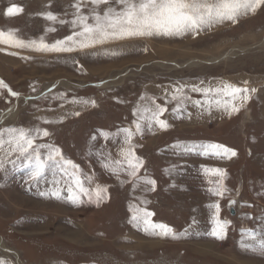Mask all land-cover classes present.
<instances>
[{"label": "rangeland", "instance_id": "rangeland-1", "mask_svg": "<svg viewBox=\"0 0 264 264\" xmlns=\"http://www.w3.org/2000/svg\"><path fill=\"white\" fill-rule=\"evenodd\" d=\"M76 3L0 0V31L11 30L14 38L25 43L43 40L51 45L78 30L72 24ZM13 5L22 11L7 16V8ZM89 10L88 5L81 8L84 14ZM47 13L57 19L48 20ZM186 35L115 40L72 52L0 43V81L7 85L0 87V129H39L36 144L59 149L65 160L77 166H67V173L50 166L32 180L23 158L0 152V264H264V256L244 247L256 243L247 230L255 231L257 239L264 237V47L260 46L264 6L236 23L226 21L198 35ZM167 41L172 44L168 48L188 43L177 52L180 60L173 58L176 52L171 59L159 56L157 51ZM232 50V57L221 60ZM165 62L170 63L166 68L158 65ZM225 84L249 89V99H233L217 91ZM9 89L18 95L11 96ZM157 105L165 109L159 119L166 121L167 128L151 120ZM233 105L238 112H230ZM137 124L142 134L135 132ZM123 129L134 133L130 143L137 145L163 133L154 144L158 149L220 144L236 152L231 157L236 167L227 171L234 178L222 184L226 191L220 197L225 202H221L219 221L226 235L214 250L215 257L198 254L191 243L197 236L188 240L177 234L176 239L161 237L159 243H152L147 234L145 241L138 240L144 236L128 234L134 226L133 208L149 211L158 202V211L168 208V214L177 217L169 220L179 224L180 209L190 215V203L172 204L151 189L144 196L135 195L139 182L134 186L131 181L118 196L100 175L99 186L107 188L103 201L96 203L93 197L88 203V196L80 193L71 173L75 171L88 189V163L92 161L90 169L100 174L107 153L116 148L121 152L129 144ZM45 130L48 136H43ZM41 152L45 158L48 149ZM170 181L160 190L172 196ZM196 186L188 182V196L203 194ZM57 190L59 196H54ZM71 194L78 195L79 201L73 202ZM150 219L162 224L166 220L165 215Z\"/></svg>", "mask_w": 264, "mask_h": 264}, {"label": "snow or ice", "instance_id": "snow-or-ice-1", "mask_svg": "<svg viewBox=\"0 0 264 264\" xmlns=\"http://www.w3.org/2000/svg\"><path fill=\"white\" fill-rule=\"evenodd\" d=\"M90 6L88 14L81 11L82 6ZM260 6H264V0H77L73 5L76 8L75 18L72 21L74 30L71 35L64 39L57 40L49 45L43 40L39 43L31 41L25 43L22 40L16 39L12 31L7 33L0 31V43H5L13 47H32L38 51L47 52H72L74 50L91 48L96 45H103L109 41L125 40L132 38H144L151 36H180L187 33L198 34L206 28H211L216 24H222L226 21L236 23L239 18L254 13ZM22 11L21 8L13 5L6 10L7 16H13ZM46 18L55 21L57 18L52 13H47ZM63 23V21H62ZM0 87L7 88L3 81H0ZM11 96H17L18 93L8 90ZM179 91V89H177ZM193 91H201L193 87ZM205 93L212 91L204 89ZM217 91L223 92L226 96H231L233 99L240 98L243 101L249 99V89L234 87L225 84L223 88ZM255 92L256 89H251ZM244 93L243 96H240ZM143 99V97H142ZM173 99H176L173 96ZM87 103V102H85ZM93 105L95 102H92ZM220 102L217 101V104ZM225 110H229V106L225 105ZM147 111V110H146ZM165 111L164 108L157 105V110L152 112L151 120L161 128H167L166 121L159 119V115ZM238 106H231L230 112H238ZM79 115V113H76ZM148 127L151 128V122ZM125 134V142L130 143L134 133L128 129L122 130ZM136 133H141L140 124L136 125ZM43 136H48L49 133L43 131ZM40 135L39 129H25L8 127L0 129V152L6 155L17 154L23 158L25 166H30V179L36 180L41 177L46 168L50 166L59 167L67 173V166L76 169L77 166L72 164L70 160H65L59 149H54L49 145L36 144L35 141ZM106 135V134H105ZM93 139H95L93 137ZM204 154L213 153L217 156L232 157L236 152L220 144H207L200 146ZM41 149H48L45 158H42ZM191 150V149H189ZM122 160H115L105 164L114 175L119 176L121 172L126 173L130 177L140 179L138 177L139 169L143 166V160L135 156L134 151L130 147L127 151L121 150ZM14 163V161H13ZM126 165V167H125ZM2 166V162H0ZM205 172H210L217 176H223L224 171L219 168L204 169ZM74 177V183L79 188L80 193L88 196L89 201H93L92 193L83 186V182L76 172L71 173ZM91 183V177H87ZM144 183L151 185V190H155V181L151 179L144 180ZM71 189L69 192L71 193ZM226 189L222 184L212 190L216 196L223 197ZM106 187L97 186L94 190L95 201L99 203L105 199ZM54 196H59V190L52 193ZM44 195V193H41ZM69 198L73 202L79 201V196L71 194ZM234 203V201H233ZM215 208L218 214L219 204L210 205ZM153 213L147 210H140L131 218V223L134 226L143 225V231L160 237L178 238L177 234L168 225L162 223H153L150 217ZM212 235L219 239L224 238V225L219 221L216 222V227L212 231ZM247 235L256 241L254 245H244L245 248H251L252 251L258 252L264 256V237L257 239L258 234L253 230H247Z\"/></svg>", "mask_w": 264, "mask_h": 264}, {"label": "crops", "instance_id": "crops-1", "mask_svg": "<svg viewBox=\"0 0 264 264\" xmlns=\"http://www.w3.org/2000/svg\"><path fill=\"white\" fill-rule=\"evenodd\" d=\"M149 136L148 138L150 139L154 137L152 135ZM162 136L163 133H161L160 138ZM158 137L155 136V138L150 141L147 138L148 141L140 145H137L136 143H129L126 147H123L119 150L121 151L123 149L124 151H127L131 147L135 153V156L143 160V166L139 169L137 174L140 179L130 177L124 172H121L119 176L114 175L105 166L98 171L100 174H97L96 170L90 169L91 167L94 168V164L91 161L88 163V177H91V183L88 181V190L92 193V196L95 197L94 190L96 186H99L97 179L100 175L104 181V178H106L107 183L113 186L111 187V190L117 191L116 194L118 196H122L121 194H124L123 187H126V183L130 181L134 186L135 183L139 182V188H135L134 194L144 196L146 191H150L149 189H151V186L145 184L144 180H154V194L160 193L161 196L163 194L166 200L168 199L172 204H175V202L180 204L190 203L191 214L189 215L187 212L183 211V209H180L181 216L179 217V220H181V222L179 224H173L169 218L173 219L177 217L169 215L167 211L168 208L166 206V210L160 208L162 210L158 211V208L161 206H159V203L156 202L154 203V209L151 207L149 211H152L151 213H153L154 217L160 218L164 217L165 215L166 220H164V224L172 228L176 234H184L183 236H187L188 240L190 239L188 236H197L198 238L195 240L192 239L191 243L193 246H197L196 250L199 252L198 254L215 257L214 250L218 248V245L221 243L222 239L212 235V231L216 227V222L222 219L221 217V219L219 218L220 211L222 210L221 202H225V200H221L220 196L214 195L212 190L215 189L218 184H223L226 182V180H231L234 178L230 173H227V171H232L234 167H236V163L231 165L233 162L231 157H224L222 155L217 156L213 153L204 154L202 148H194L193 145H171L162 149H158L154 147L156 141L160 139ZM118 149L119 148H116L115 152L112 151L107 153V164L115 160L123 159L121 152H117ZM205 168L222 169L224 171V175L221 177L210 172H205ZM170 179L174 180L175 184L171 182ZM186 180L194 181L196 184L198 183L199 186L196 187L203 194L197 193L195 195L188 196L190 195V191L188 189L189 181ZM169 181L170 188L168 190L172 196L166 194V192L163 193L160 190L161 185L164 183L166 184ZM99 182L101 185L104 184L101 181ZM188 199L190 200L188 201ZM231 201L232 199L228 198V202ZM88 203H90L89 200ZM213 204H219L220 207L218 214L215 208L210 207V205ZM173 209H175L174 211L178 212L176 207ZM155 211L156 213H154ZM133 212L136 213L137 209L133 208ZM174 226L175 228L180 226V230H175ZM132 229L133 230L128 233L129 235L144 236L143 239L138 238L139 241H145L146 234L148 237L147 241L149 240V242L159 243L161 239L160 236H155L144 232L142 224L140 226H133ZM224 235H226L225 232Z\"/></svg>", "mask_w": 264, "mask_h": 264}, {"label": "bare ground", "instance_id": "bare-ground-1", "mask_svg": "<svg viewBox=\"0 0 264 264\" xmlns=\"http://www.w3.org/2000/svg\"><path fill=\"white\" fill-rule=\"evenodd\" d=\"M201 32V31H200ZM194 35V34H193ZM196 35H198V34H196ZM162 36V35H161ZM184 37H187V35L186 34H184L183 35ZM177 37V36H176ZM195 37V36H194ZM204 37V36H203ZM144 38H149V39H153L154 37H144ZM162 38V37H161ZM161 38H158V40H161ZM176 39V38H175ZM205 40V39H204ZM198 41V40H197ZM176 41H174V43H175ZM167 43H170L169 41H167ZM166 43V45L164 46V47H162L161 48V51H157L158 53H159V56L161 57H163V58H165V59H167V58H169L170 57V55H174L173 53L174 52H178L179 51V49H181L182 47H187L188 46V43H186V44H184V45H176V46H172V48H168L170 45H172L171 43L170 44H167ZM191 46V45H190ZM260 46H261V48L262 47H264V41L260 44ZM144 47V46H143ZM155 50V49H154ZM255 50V49H254ZM213 51H215V50H213ZM216 51H217V49H216ZM157 53V54H158ZM180 53V52H179ZM215 53H217V52H215ZM225 53V52H224ZM243 53V52H242ZM233 54H235L234 53V51L232 50V51H230L229 53H227V54H225L224 56H222L221 57V60H225L226 58H230V57H232L233 56ZM177 56L176 57H173L174 59L175 58H177L178 60H180L179 58H178V56L180 57V55L177 53L176 54ZM211 55V54H210ZM172 57V56H171ZM171 57L169 58V59H171ZM217 57V56H216ZM219 57V56H218ZM168 59V60H169ZM177 59H175V60H177ZM197 59V58H196ZM203 60V59H202ZM220 60V59H219ZM109 61V60H108ZM168 64H170V63H168V62H165L164 64L163 63H158V65L161 67V68H166L167 67V65ZM179 64V63H178ZM177 64V65H178ZM193 64H196V62H195V60L193 61V63H192V65ZM213 64V63H212ZM188 65H191V64H188ZM201 65V64H200ZM186 67V66H185ZM190 67V66H189ZM194 67V66H193ZM156 69V68H155ZM241 82V79H240V81H239V83ZM241 85V84H240ZM202 106H203V104H202ZM207 108V107H206ZM233 116V115H232ZM206 118H207V115H206ZM245 124V123H244ZM227 128V127H226ZM226 130V129H225ZM147 133V132H146ZM145 133V134H146ZM142 134V133H141ZM135 137V136H134ZM163 137V136H162ZM56 188H58V187H56ZM242 192V191H241ZM240 193V192H239ZM4 249V248H3ZM5 252L8 254L10 251L9 250H5Z\"/></svg>", "mask_w": 264, "mask_h": 264}, {"label": "water", "instance_id": "water-1", "mask_svg": "<svg viewBox=\"0 0 264 264\" xmlns=\"http://www.w3.org/2000/svg\"><path fill=\"white\" fill-rule=\"evenodd\" d=\"M234 213V212H233Z\"/></svg>", "mask_w": 264, "mask_h": 264}]
</instances>
